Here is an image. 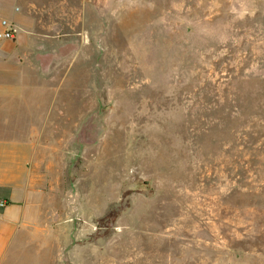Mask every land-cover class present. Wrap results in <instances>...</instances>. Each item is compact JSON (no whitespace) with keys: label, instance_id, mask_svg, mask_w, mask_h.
Masks as SVG:
<instances>
[{"label":"rangeland","instance_id":"obj_1","mask_svg":"<svg viewBox=\"0 0 264 264\" xmlns=\"http://www.w3.org/2000/svg\"><path fill=\"white\" fill-rule=\"evenodd\" d=\"M12 2L42 206L4 264H264V0Z\"/></svg>","mask_w":264,"mask_h":264},{"label":"crops","instance_id":"obj_2","mask_svg":"<svg viewBox=\"0 0 264 264\" xmlns=\"http://www.w3.org/2000/svg\"><path fill=\"white\" fill-rule=\"evenodd\" d=\"M2 1L0 18L13 20L17 36L0 44V198L8 201L0 209V264L20 235L36 224L42 206V158L36 154L42 138L37 128L42 123H37L35 110L28 111L42 90L26 87V76L22 81V68L9 52L12 48L37 47V41L29 38L34 19L28 11L34 6H25L24 12L14 8L12 1L17 0Z\"/></svg>","mask_w":264,"mask_h":264},{"label":"built area","instance_id":"obj_3","mask_svg":"<svg viewBox=\"0 0 264 264\" xmlns=\"http://www.w3.org/2000/svg\"><path fill=\"white\" fill-rule=\"evenodd\" d=\"M17 36L16 27L14 23L8 19L1 20L0 27V44L4 41L14 40ZM8 204L6 199L0 198V209L4 208Z\"/></svg>","mask_w":264,"mask_h":264}]
</instances>
